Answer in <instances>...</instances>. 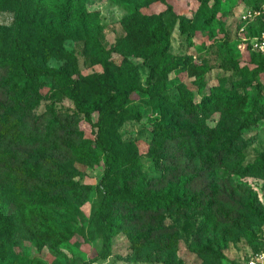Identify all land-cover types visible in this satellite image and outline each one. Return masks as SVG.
<instances>
[{
  "label": "rangeland",
  "instance_id": "obj_1",
  "mask_svg": "<svg viewBox=\"0 0 264 264\" xmlns=\"http://www.w3.org/2000/svg\"><path fill=\"white\" fill-rule=\"evenodd\" d=\"M31 1L29 6L33 7L34 0ZM132 3H138L142 11L149 14L171 5L176 24L170 51L184 60L173 70L164 90L158 88L151 97L147 93L134 94V103L141 107L140 116L125 121L119 128L123 140L130 141L138 152L133 163H139L140 168L133 170L132 174L144 178V184L150 182L148 190L156 191L167 186L174 167L179 173L190 171L200 165L207 153L179 148L183 158L169 167H165L162 159L152 156L155 121L161 115L151 101L163 98L165 103H173L180 98V87L185 85L192 92L194 103H199L212 88L224 84L230 88L236 83H239L238 101L243 111L250 110L257 98L264 100V71L254 73V65L250 62L261 59L258 56L260 51L253 45L264 29V0H136ZM84 4L88 11L98 13L107 46L122 34V18L133 12L132 4L127 6L115 0H84ZM72 17L75 19V15ZM181 17L186 21L183 26ZM14 20L13 11L0 13L1 25H10ZM64 46L76 56L81 75L102 71V67L93 63L84 50L83 41L66 40ZM131 59L139 69L140 85L147 87L149 68L142 58ZM113 60L120 63L122 56L114 53ZM32 61L37 65H69L66 57H35ZM190 65L206 68L204 84L199 83L198 74L191 71ZM245 65L251 70L243 78L241 67ZM6 70L0 68V84L8 75ZM41 82L39 91L43 97L33 113L41 115L39 128L42 135L50 121L49 108L62 110L70 117L64 127H57L54 134L23 141L25 147L44 156L39 166L28 165L25 155L15 160L0 158V264H84L102 249L104 237L97 213L104 196L119 187V182L111 185L105 180L104 152L93 150L92 156L85 160L74 155L72 147H79L82 137H70L66 131L77 130L84 138L95 140L96 130L77 111L73 100L52 98L55 89L50 78L45 77ZM4 89L5 86H0V102L7 108L10 100ZM3 112L0 109V115ZM239 113L233 117L237 119ZM98 117L96 112L95 119ZM221 120L222 113L216 111L203 124L215 128ZM242 133L245 147L241 160L244 164L254 162L264 153V117ZM4 164L31 169L38 174L39 180L16 184L13 177L3 176L1 166ZM233 164L217 169L216 192L231 188L243 199L248 194L256 195L264 212V176L240 174L233 170ZM58 165L84 170L85 175L62 174ZM78 180L79 184H70ZM48 181L52 183L49 186ZM136 182L137 178L130 182V186L135 188ZM113 207L135 218L113 235L111 254L92 264H232L251 255L264 242V223L228 203L213 199L210 208L204 212L172 207L162 222L176 227L174 242L166 246L169 243L167 234H160L140 246L137 240L147 231L149 217L134 215L131 205L117 203ZM157 223H160L158 218L152 222L153 225ZM203 224L206 228L195 240V232ZM207 246L219 253V261L214 260L218 257L215 254L201 251Z\"/></svg>",
  "mask_w": 264,
  "mask_h": 264
},
{
  "label": "trees",
  "instance_id": "obj_2",
  "mask_svg": "<svg viewBox=\"0 0 264 264\" xmlns=\"http://www.w3.org/2000/svg\"><path fill=\"white\" fill-rule=\"evenodd\" d=\"M115 1L127 6L132 4L133 12L122 18V34L107 46L100 17L97 12L86 9L84 0H34L33 7L29 6L31 0H0V13L13 11L15 14L12 24H0V68H7L8 73L0 86L6 87L3 92L7 93L10 100L7 108L0 102V109L4 110L0 115V158L15 160L25 155L28 165L34 167L42 164L44 156L25 147L23 141L42 135L43 131L39 128L41 115H35L33 109L43 97L39 88L42 79L47 77L52 80L55 89L52 98L68 97L73 100L77 111L96 130L95 140L84 138L82 132L77 130L66 131L70 137H82L80 146L72 147L74 155L85 160L92 156L93 150L104 152V178L111 185L119 182V187L104 196L97 213L104 237L102 249L84 264L107 258L111 254L113 235L133 222L135 217L132 214L113 207L117 203L131 205L134 215L149 217L147 231L137 240L140 246L160 234H167L169 243L166 246L173 241L176 227L164 225L162 221L174 206L204 212L210 208L213 199L220 200L264 223V212L256 195L248 194L243 199L231 188L216 192V172L220 166L234 163L235 172L264 176V153L254 162L244 164L241 160L245 147L242 132L264 117V100L257 98L250 110L243 111L238 101L239 83L230 88L225 84L212 88L199 103H194V96L185 85L180 87V98L173 103H165L163 98L151 101L161 115L155 121L150 150L152 156L157 160L162 159L165 167L180 162L183 158L181 149L195 152L202 150L207 156L201 159L197 168H191L190 171L179 173L174 167L167 186L156 191L148 190L150 182L144 184V178L132 174L133 170L140 168L139 163H133L138 152L130 141L123 140L119 128L125 121L140 116L141 107L134 103V94L147 93L151 97L158 88L164 90L171 73L184 60L170 51L171 35L176 24L171 5L165 10L149 14L144 13L138 3H132L136 0ZM72 15H75V19ZM185 22V18L181 17V26ZM66 40L83 41L84 50L93 63L102 67V71L81 75L76 56L64 46ZM114 53L122 56L120 63L113 60ZM258 54L261 59L250 61L254 65V73L264 71V54ZM35 57H66L69 65H37L32 61ZM131 57L142 58L149 68L147 87L140 85L139 69ZM189 68L198 74L199 83L204 84L206 68L192 65ZM241 68V77L244 78L251 69L246 65ZM236 109L240 112L237 119L233 117L238 112L234 113ZM61 111L49 108L50 121L42 136L48 137L57 131V127L65 126L70 116ZM216 111L222 113L219 125L210 128L203 124ZM96 112L99 113L98 119H95ZM58 167L62 174L68 176L74 172L79 177L85 175L81 169H68V166L62 165ZM1 171L3 176L13 177L19 185L39 180L33 170L13 164L2 165ZM136 178V187L132 188L130 182ZM51 184L48 181V186ZM70 184H79V180ZM157 218L160 223L153 225L152 222ZM205 228L204 224L198 227L195 240L199 239ZM263 248L264 242H261L251 254ZM201 251L216 256L219 254L209 246L202 247ZM250 256L232 264H246ZM214 260L219 261L220 256Z\"/></svg>",
  "mask_w": 264,
  "mask_h": 264
},
{
  "label": "built area",
  "instance_id": "obj_3",
  "mask_svg": "<svg viewBox=\"0 0 264 264\" xmlns=\"http://www.w3.org/2000/svg\"><path fill=\"white\" fill-rule=\"evenodd\" d=\"M254 48L264 54V29L254 42ZM246 264H264V248L256 253L251 254L247 259Z\"/></svg>",
  "mask_w": 264,
  "mask_h": 264
}]
</instances>
